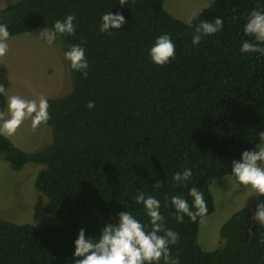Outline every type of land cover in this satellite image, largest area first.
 Returning a JSON list of instances; mask_svg holds the SVG:
<instances>
[{"label":"trees","instance_id":"16d2710c","mask_svg":"<svg viewBox=\"0 0 264 264\" xmlns=\"http://www.w3.org/2000/svg\"><path fill=\"white\" fill-rule=\"evenodd\" d=\"M119 2L18 0L0 9L11 37L75 14L76 33L62 43L82 44L89 63L87 77L69 70V89L47 97L50 142L26 152L0 136V158L13 170L43 167L35 187L55 219L37 228L0 214V264H73L81 227L98 236L100 227L125 210L147 219L132 199L137 191L161 201L166 226L179 234L172 254L180 264H264V227L252 220L264 196L222 226V248L205 251L199 243L201 220L216 210L212 183L230 176L231 161L254 149L257 132L264 130V57L239 52L248 13L264 7V0H217L196 13L191 26L166 11V0H127L123 7ZM110 10L125 18L111 36L98 32L100 16ZM217 17L224 21L222 31L192 47L195 25ZM162 34L170 35L176 54L157 67L148 49ZM90 101L93 110L87 108ZM5 105L0 96V110ZM184 168L193 169L192 180L174 186L173 173ZM157 182L162 185L155 187ZM192 186L204 193L208 212L177 224L163 202L183 195L191 204Z\"/></svg>","mask_w":264,"mask_h":264},{"label":"clouds","instance_id":"9594fccd","mask_svg":"<svg viewBox=\"0 0 264 264\" xmlns=\"http://www.w3.org/2000/svg\"><path fill=\"white\" fill-rule=\"evenodd\" d=\"M119 4L123 7L127 0H120ZM76 21L75 14H67L63 20H55L51 27L45 25L36 38L48 47H63L67 68L87 77L89 63L85 48L82 44L64 46L62 43L63 37L75 35ZM124 24V16L120 12L113 14L110 10L100 16L98 32L111 36L119 32ZM189 24L191 26V20ZM223 27L224 21L220 17L200 20L194 27L192 47H197L204 38L221 32ZM242 31L244 39L240 41L239 52L248 56L256 54L257 60L264 57V7L257 5L248 13ZM10 38L8 25L0 22V58L7 55ZM58 41L61 43L58 44ZM175 54V45L168 34L159 35L148 49L149 60L157 67L169 64ZM6 94L7 90L0 85V96L6 97V111L0 110V136H13L25 121L30 120L31 128L36 130L41 125H47L51 119L46 97L29 100ZM95 107L92 101L87 104L89 110ZM192 177L193 169L184 168L174 172L171 179L174 186L186 187ZM230 178L239 187L250 189L256 196H264V130L257 132L254 149L242 151L238 160L231 161ZM160 185L162 183L157 182L155 187ZM187 196L191 198V204L183 195L166 196L163 202L164 208L171 207L173 210L171 214L177 224L182 223L185 217L196 222L208 212L204 193L197 186L190 187ZM132 199L136 205L142 206V216L147 219L142 222L132 211L125 210L116 215L114 223H105L100 227L98 236L86 235L85 228L81 227L73 242V264H180V259L172 254L179 234L166 226V217L161 214V201L143 191H137ZM252 220L264 227V202L256 205Z\"/></svg>","mask_w":264,"mask_h":264},{"label":"rangeland","instance_id":"374dc122","mask_svg":"<svg viewBox=\"0 0 264 264\" xmlns=\"http://www.w3.org/2000/svg\"><path fill=\"white\" fill-rule=\"evenodd\" d=\"M14 1L18 0H0V9ZM215 1L166 0L164 6L172 16L189 22L194 14L203 12ZM40 30L13 36L7 42L9 51L0 58V85L7 90L6 95L31 100L40 96H58L69 89V69L63 53L58 46L48 47L38 40L36 36ZM8 138L20 149L35 152L50 142L51 135L45 125L33 130L28 120ZM42 168L28 164L15 171L0 158V214L6 220L20 225L32 224L37 228L55 223V219L45 212L46 197L35 187ZM211 192L216 210L201 220L199 230V243L205 251L222 248L225 244L220 234L222 226L260 197L250 189L239 187L230 176L215 180Z\"/></svg>","mask_w":264,"mask_h":264},{"label":"crops","instance_id":"0c3cea01","mask_svg":"<svg viewBox=\"0 0 264 264\" xmlns=\"http://www.w3.org/2000/svg\"><path fill=\"white\" fill-rule=\"evenodd\" d=\"M9 4H10V2H9ZM9 4H8V5H9ZM3 5H4V4H3ZM1 7H2V8H5V7H7V6H5V7L1 6ZM2 8H1V9H2ZM5 111H6V110H5Z\"/></svg>","mask_w":264,"mask_h":264}]
</instances>
